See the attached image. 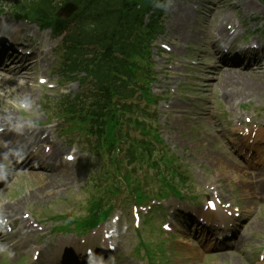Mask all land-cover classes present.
Wrapping results in <instances>:
<instances>
[{"label": "rangeland", "instance_id": "rangeland-1", "mask_svg": "<svg viewBox=\"0 0 264 264\" xmlns=\"http://www.w3.org/2000/svg\"><path fill=\"white\" fill-rule=\"evenodd\" d=\"M183 1L163 0L164 32L157 39L153 49V58L157 62L156 70L162 69V73L153 86V92L154 94L165 93L164 101L173 105L171 111L168 108L159 107L160 115L157 116L156 127L164 145L179 158L186 168V174L192 180V193L197 196L195 202L198 200V195L200 201L207 195V192L203 190L204 185L215 186L220 182L225 195L228 196L223 200L229 199L241 209L248 210L246 216L252 223L245 226V234L247 233L245 237L247 238L243 237L242 242L238 241L234 247L240 250L241 254L230 253L223 246L220 249L211 250L210 255H204L192 239L193 232L190 228H187V235L182 234L183 237L175 229L169 234H163L160 231L159 223L163 221V218L165 221L166 216L168 217L167 222L172 220L177 228L182 226L181 221L172 219L167 211L168 208L163 212L162 219L159 218L160 214L155 212L152 219L147 223L144 221L138 231L141 235H136V231L130 227V222H127L130 221L129 213L124 212L123 221L129 226V230L124 231V225L120 224L119 233L122 231V235L118 238V249L116 253L109 256L105 264H147V258L142 256L144 249L139 248L137 253L136 244L140 239L149 243L151 240L157 242L166 236L168 240L162 245V249L169 252L170 257L162 264H252L256 260L258 251L264 249V194L251 189L261 179L264 180V174H261L258 166H254L259 164L257 160L260 154L259 152L254 153L252 158L257 157V160L247 162L238 153L239 148L236 144L241 146V140L234 138L236 142L233 141L232 136L235 132L232 133L231 129V120L237 113L254 114L259 125H264V92L260 97L251 91L249 97L235 103L232 108L228 107L219 90L210 86L214 82L213 78L205 77L203 73L204 64L217 62L216 52L213 51L212 44H208L206 36L214 35L216 22L220 21V19L217 20L218 11H213L211 1L186 0V2L190 1L194 7L199 6L200 8L194 16L190 17L183 32L175 33L174 24L173 26L169 24L170 13L177 2L183 3ZM238 2L239 0H226L228 5L224 8V12L229 15L227 19L232 18L228 25H236V17H238L243 26L237 30V40L246 41L250 37L249 41L257 40L260 46L264 47V7L255 6L256 10L253 12L239 10L238 13H234L229 6ZM61 5L59 0V6ZM0 11H3L5 15H10L6 7L0 6ZM159 41L170 43L172 52L170 54L156 53ZM60 55L59 50L53 66H58ZM191 61L195 64L191 65L189 63ZM245 63H241L240 70L244 71ZM262 76L264 73L261 74ZM63 83V80L59 81L60 86L55 91L33 89L32 99L27 108L18 104L16 98H5L3 103L0 102V113H2L1 109L6 113L9 112L12 103L18 104L16 109L23 110L22 113L26 115L22 116L21 120L28 118L29 123L33 125L41 120L37 116L39 110L36 106L37 103L40 104L43 97H54L77 91L75 84ZM246 86L244 87L248 88ZM47 93L49 95H46ZM36 98H40V102H36ZM204 108H209L208 114L202 112ZM43 128L45 129V126ZM46 130L55 141V146L59 145V150L66 152L68 143L62 139L60 130L58 129L56 134L52 127H46ZM80 155L75 165L70 167L74 170L75 177L71 176L67 181L56 182L52 185L44 183L49 182L47 178L50 173L38 167V163H33L31 166L16 163L18 167L14 168L8 183L0 189V203L15 204L16 214L25 211L33 212L35 219L43 223L44 232L32 234L29 243L27 242L29 244L27 249L10 248L8 242L18 240L17 243H19L20 238L5 234L9 238H6L3 245L0 244V264H49L45 261L44 254L40 255L38 261L32 259V245L35 243L42 247L46 245L52 247L60 238L67 237V233L51 231V228L61 224L62 219L56 221L57 216L70 215V219L73 216L82 217L88 213V200L99 194L98 190H90L92 183L88 179L89 173L94 171L97 164L95 163L96 158L89 154ZM225 157L228 158V164L225 162ZM260 169L263 170L264 165H261ZM141 173L144 174L142 171ZM151 174L150 170L149 175ZM152 224H156V227ZM251 227L253 229H250ZM180 238L183 240L182 243L178 240Z\"/></svg>", "mask_w": 264, "mask_h": 264}, {"label": "trees", "instance_id": "trees-1", "mask_svg": "<svg viewBox=\"0 0 264 264\" xmlns=\"http://www.w3.org/2000/svg\"><path fill=\"white\" fill-rule=\"evenodd\" d=\"M75 1L78 8L70 22L56 17L55 0H23L13 13L37 19L57 31L73 24L64 47L62 68L71 74L82 73L80 83L85 89L70 98L63 111L74 115L80 110L81 115H77L96 134L97 147L102 146L104 136L107 144L113 146L111 138L120 121L125 118L128 124L141 126L132 115L146 116L144 110L136 107H120L119 99L132 96L137 84L150 76L148 41L160 15L159 8L153 10L159 0ZM260 1L264 5V0ZM148 14L155 19L145 24ZM149 146V142H141L140 147L149 152ZM137 147L133 145L126 151L131 160Z\"/></svg>", "mask_w": 264, "mask_h": 264}, {"label": "bare ground", "instance_id": "bare-ground-1", "mask_svg": "<svg viewBox=\"0 0 264 264\" xmlns=\"http://www.w3.org/2000/svg\"><path fill=\"white\" fill-rule=\"evenodd\" d=\"M227 5L228 4H226V0H214L213 11H218L217 20L220 19L219 22H216L214 35L221 38L228 37V32L225 29V23H228L232 20V18H226L229 16L224 12V8ZM174 6L175 7L171 9L169 24L170 26H173L174 24V32L180 34L186 27L190 17L195 15V10L188 2H177ZM255 6L262 7L257 0H239L238 3H234L229 7L230 10L234 11V13H238L239 10H242L243 12H253L256 10ZM255 18L256 17H254V19ZM238 27H240V24ZM16 28L19 33H24L25 31L29 30L33 32L36 36H38V38H34L35 41L33 42V45L37 47L41 46L43 33L39 32L38 28L34 26H28L24 23L16 24ZM238 29L239 28H237V30ZM237 34L238 33H235L234 35ZM214 35L206 36L208 43H210ZM45 58L46 57L43 59ZM16 61L17 64L15 63ZM226 61L227 62H223V65L220 66L217 64H205V70L203 73L205 77L213 78L214 82L210 84V86L216 87L219 90L223 100L229 105V107L233 106L237 102H241L246 97H249L251 91L252 93L254 92L253 94H257L256 96L261 97L264 92V76L261 77V74L264 72V59L249 62L244 71L240 70L238 64H234L229 60ZM34 64V61L30 62L25 56L15 55L11 48H5L0 44V98H6L11 95H15L20 101H22V99L27 100L31 98L33 85L30 87H28V85L32 81L31 71L34 67ZM244 86L248 88H245ZM202 112H204V114H208L209 108H204ZM0 117H2V120L0 119V126L3 127L2 131L0 132V161L5 157L3 151L6 150V148L2 145V141L8 144H12V142H23L31 152L30 154H34L38 159L42 160L38 166L40 168H47L50 171V176L47 178V181L49 180V182H44L47 183L46 185L67 181L71 178V176L75 177V172L74 170L70 169V164L63 162L60 159L58 150L59 148H56L55 145L51 148L50 153L47 155L39 151L38 146L40 143L49 141L47 135L44 138H41L44 133L43 130L34 129L31 131L26 130L22 132H14L9 127V120L5 118V113H0ZM24 136H26L25 139L23 138ZM246 141H248V139H246ZM224 159L228 164V158L225 157ZM229 161L232 162L231 159H229ZM29 164H33V162H30ZM259 171L262 175L264 174V169H259ZM2 183L3 180H0V185ZM0 187L3 186L1 185ZM251 189L260 191V194H264V180L261 179L259 183ZM0 215L14 220L16 215L15 204L10 202L0 203ZM19 220L20 222L17 231H19V234L21 235L24 229L30 230V228L27 221L24 219ZM260 224L262 225V223ZM183 234L187 235V231ZM239 237L238 239L241 240L242 236L240 238ZM5 240V236L0 235V244L3 245ZM20 245L25 248L27 246V240H23ZM66 245L67 242L64 241L62 246ZM13 248H15V246ZM229 252H235L236 255L241 254V251L238 249L230 250ZM62 257H64V255H62Z\"/></svg>", "mask_w": 264, "mask_h": 264}]
</instances>
